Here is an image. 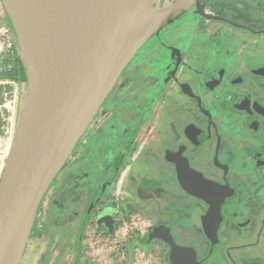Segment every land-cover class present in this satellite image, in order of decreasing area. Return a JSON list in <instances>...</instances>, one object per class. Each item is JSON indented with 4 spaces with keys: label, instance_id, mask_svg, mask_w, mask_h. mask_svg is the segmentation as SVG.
Here are the masks:
<instances>
[{
    "label": "flooded vegetation",
    "instance_id": "1",
    "mask_svg": "<svg viewBox=\"0 0 264 264\" xmlns=\"http://www.w3.org/2000/svg\"><path fill=\"white\" fill-rule=\"evenodd\" d=\"M53 184L21 264H172L171 238L264 264V0H201L151 36Z\"/></svg>",
    "mask_w": 264,
    "mask_h": 264
},
{
    "label": "water",
    "instance_id": "2",
    "mask_svg": "<svg viewBox=\"0 0 264 264\" xmlns=\"http://www.w3.org/2000/svg\"><path fill=\"white\" fill-rule=\"evenodd\" d=\"M27 73V96L0 184V264H21L39 208L144 43L201 0H1ZM172 264L195 251L164 239Z\"/></svg>",
    "mask_w": 264,
    "mask_h": 264
},
{
    "label": "rangeland",
    "instance_id": "3",
    "mask_svg": "<svg viewBox=\"0 0 264 264\" xmlns=\"http://www.w3.org/2000/svg\"><path fill=\"white\" fill-rule=\"evenodd\" d=\"M172 0H155L154 7H159L157 5L169 4ZM5 29H8L9 32L5 33ZM11 38L14 42L13 49L7 51L4 48V44L7 39ZM18 55V42L15 31L13 29L12 23L7 15V12L3 6L2 1L0 0V147L11 152L12 145L14 142L17 125L25 104L27 96V83L26 82H16L9 78H4V74L12 69L16 63V57ZM72 160V158L70 159ZM57 183L53 184V187L57 189ZM49 202L45 204L42 214L39 218V225L37 230L46 231L49 229V223L52 221L47 219L45 215L52 214V208L49 206ZM49 209H48V208ZM50 210V211H49ZM47 219V220H46ZM55 246L53 247L54 253H59L55 251ZM91 258H94V255L97 256V259L100 258V262L105 259V257L99 256L100 250H90ZM132 257V251L129 252ZM94 254V255H93ZM122 255H119L115 261H118L116 264H121L120 258ZM134 261L139 263L144 260L143 256L135 251ZM137 260V261H136Z\"/></svg>",
    "mask_w": 264,
    "mask_h": 264
},
{
    "label": "trees",
    "instance_id": "4",
    "mask_svg": "<svg viewBox=\"0 0 264 264\" xmlns=\"http://www.w3.org/2000/svg\"><path fill=\"white\" fill-rule=\"evenodd\" d=\"M3 77L9 78L19 83L27 82L25 63L19 46H18V55L16 57V63L14 67L10 69L7 73H5Z\"/></svg>",
    "mask_w": 264,
    "mask_h": 264
},
{
    "label": "built area",
    "instance_id": "5",
    "mask_svg": "<svg viewBox=\"0 0 264 264\" xmlns=\"http://www.w3.org/2000/svg\"><path fill=\"white\" fill-rule=\"evenodd\" d=\"M8 32H9V30L5 29V33H8ZM13 46H14L13 40L8 37L6 43L4 44V48L7 51H10L13 49ZM9 155H10V151H7L6 149H2L0 147V184H1L4 172H5V169H6V165H7Z\"/></svg>",
    "mask_w": 264,
    "mask_h": 264
}]
</instances>
